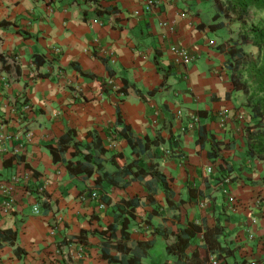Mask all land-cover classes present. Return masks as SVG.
Segmentation results:
<instances>
[{
    "label": "crops",
    "instance_id": "obj_1",
    "mask_svg": "<svg viewBox=\"0 0 264 264\" xmlns=\"http://www.w3.org/2000/svg\"><path fill=\"white\" fill-rule=\"evenodd\" d=\"M218 14L216 0H0V264H117L98 231L123 199L140 201L129 230L141 264H264V164L218 180L228 163H254L236 116L246 97L210 46ZM80 160L91 174L70 171ZM151 165L171 198L135 175ZM190 224L201 230L187 257L162 260ZM207 228L231 255L208 249ZM82 231L87 242L72 241Z\"/></svg>",
    "mask_w": 264,
    "mask_h": 264
},
{
    "label": "trees",
    "instance_id": "obj_2",
    "mask_svg": "<svg viewBox=\"0 0 264 264\" xmlns=\"http://www.w3.org/2000/svg\"><path fill=\"white\" fill-rule=\"evenodd\" d=\"M97 1V0H96ZM217 5L223 8L229 14H234L238 19L246 18L253 11H264V0H216ZM104 11H109L104 9ZM217 18V15H216ZM240 41L245 44H250L259 48L260 53L256 59L240 46L238 41L227 46V42L220 45V50L225 53L228 58L225 61L226 70L230 71V81L234 89L242 91L246 97V104L252 113V122L244 125V137L246 139L248 156L256 158L264 162V25L254 26L251 29H243L240 32ZM229 44V41H228ZM123 90V89H122ZM128 88L126 89V91ZM139 93V91H137ZM202 128L200 127V130ZM203 129L200 131V141H203ZM71 131H68L62 138V147L60 150H66L71 143ZM158 142L155 143L157 145ZM217 144H220L217 142ZM216 143L212 145V152L210 157L219 156V147ZM77 148L78 142H73ZM76 154V153H75ZM69 161L67 166L72 173L88 172V168L83 161H78L75 165ZM133 165H124L119 170L130 172ZM120 171V172H121ZM107 174V173H106ZM135 175L145 182L146 186L152 188L153 181L160 184L167 198H171L174 194L167 177L160 172L153 165L150 168L140 166ZM264 180V177H263ZM140 201L137 199H123L119 208L123 210V214L119 215L121 219L118 223H111L105 226L98 234L103 242V256L108 259L110 263L117 264H141L144 255L136 253V246L131 240L130 222L134 218L133 212L138 208ZM169 202V200H168ZM132 211V213H130ZM197 230H201L200 225L190 224V226L180 229L177 233V239L174 243L167 246L169 254H175L179 258L187 257L186 249L189 241L193 238ZM97 231H94L96 233ZM218 230L207 228L205 231L206 245L212 252H219V250H228L218 241ZM72 241H79L81 243L87 242V232L82 233L72 238ZM142 246L141 244L138 247ZM233 249L229 248L227 255H231ZM222 255L219 253L218 258ZM70 263L74 264L71 258ZM176 264V263H175Z\"/></svg>",
    "mask_w": 264,
    "mask_h": 264
},
{
    "label": "rangeland",
    "instance_id": "obj_3",
    "mask_svg": "<svg viewBox=\"0 0 264 264\" xmlns=\"http://www.w3.org/2000/svg\"><path fill=\"white\" fill-rule=\"evenodd\" d=\"M223 1H225V0H223ZM218 8H219L220 14H218V16H217L218 17L217 24L219 25L220 31H215V34H213V36H212L213 38L210 37L213 41V42H210V46L214 49L217 48L219 50L220 45L224 42H227V46H228L230 44H233L235 41H238L240 46L243 47L247 52H249L252 55L253 59H256L260 53L259 48L256 46H252L250 44L242 43L240 41L239 35L243 29H251L254 26H263L264 25V11H253L246 18L238 19L234 14H229L228 12H226V10H224L223 8H220L219 6H218ZM228 41H229V44H228ZM219 51L222 53L221 50H219ZM225 56L227 59L228 56L226 54H225ZM226 71L230 77L231 72L228 70H226ZM244 110L245 111H241L239 114H236V116H238V118H239L238 120L239 121L242 120V124H240V127L242 129H244L245 124H249L250 122H252V113L250 112V110L247 107H245ZM196 120H198V119L192 117L191 121H196ZM211 138L214 139V137H212V135H211ZM209 141H210V139H209ZM248 159H250V161H252V163L254 162L253 164H250L249 167H247L248 164H245L244 162L235 163V164L228 163L227 165H225L224 166L225 168H229V166L232 167L234 173H233V175L220 174L221 176L218 177V180L220 181L219 184H221L223 182L230 184L231 180L237 179L240 176V172L242 173L244 170L249 171L250 167L255 168L256 161H259V160H257L256 158H249V157H248ZM262 163L264 164V162H262ZM212 170H213L212 166H209L208 170H203V176H205V177L210 176V174L213 172ZM221 171H223V170H221ZM262 182L264 183L263 179H262ZM153 183H156V182H153ZM156 184H158V183H156ZM157 187H158V185H157ZM151 199L149 198V200H151ZM165 201H166V204L169 205L172 209L177 207L176 206L177 204H172L170 201L168 203L167 200H165ZM234 201H235V199H234ZM145 248H146L145 246L136 247V249H135L136 253L142 254V255L146 254L147 251ZM164 251L158 250V256H162V260L165 259V257L169 256L166 248L164 249Z\"/></svg>",
    "mask_w": 264,
    "mask_h": 264
},
{
    "label": "built area",
    "instance_id": "obj_4",
    "mask_svg": "<svg viewBox=\"0 0 264 264\" xmlns=\"http://www.w3.org/2000/svg\"><path fill=\"white\" fill-rule=\"evenodd\" d=\"M173 53H175L178 60L183 62L184 64H190L195 60V56L192 55L190 52H188L185 48L179 47V46H173L172 47ZM4 185L0 181V189H3ZM98 193L93 192L92 197H97ZM229 200L231 202L234 201V198L230 196ZM8 206V205H7ZM37 210V209H36ZM255 222V221H254ZM219 260L215 259L214 257L210 258V264H218Z\"/></svg>",
    "mask_w": 264,
    "mask_h": 264
}]
</instances>
